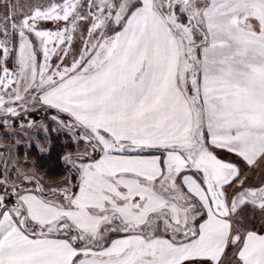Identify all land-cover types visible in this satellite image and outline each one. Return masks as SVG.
<instances>
[{
  "label": "snow or ice",
  "instance_id": "6c2138e0",
  "mask_svg": "<svg viewBox=\"0 0 264 264\" xmlns=\"http://www.w3.org/2000/svg\"><path fill=\"white\" fill-rule=\"evenodd\" d=\"M0 264H264V0H0Z\"/></svg>",
  "mask_w": 264,
  "mask_h": 264
}]
</instances>
